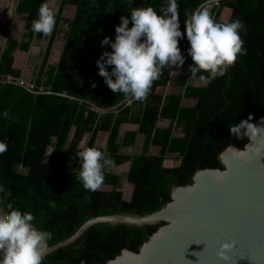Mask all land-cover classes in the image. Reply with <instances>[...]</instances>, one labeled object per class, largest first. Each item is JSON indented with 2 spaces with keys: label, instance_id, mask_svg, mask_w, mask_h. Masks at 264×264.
Returning <instances> with one entry per match:
<instances>
[{
  "label": "trees",
  "instance_id": "16d2710c",
  "mask_svg": "<svg viewBox=\"0 0 264 264\" xmlns=\"http://www.w3.org/2000/svg\"><path fill=\"white\" fill-rule=\"evenodd\" d=\"M203 1L178 0L182 34L187 15ZM41 2L16 0L22 31L0 45V141L7 143V150L0 153V182L5 185L0 198L22 211L30 210L37 227L51 230L48 245L65 239L93 216L143 215L159 209L170 201L174 186L192 182L197 169L222 168L219 155L226 147L244 146L248 137L237 139L228 126L249 113L252 122L264 116V0H219L207 6L221 22L228 7V20L239 17L247 29L241 33L247 52L237 57L225 75L196 83L200 73L190 76L188 65L194 62L186 53L184 68L171 74L165 71L145 99H131L105 113L59 93L99 107L125 98L110 90L98 74L95 61L104 49L111 50L110 45L101 46L100 40L106 35L114 39V26L121 15H130L132 7L150 4L159 14L164 0H56L55 25L47 36L31 31ZM67 4L76 6L71 16L63 14ZM6 33L0 18V34ZM34 39L36 45L46 41L38 52L29 51ZM58 40L62 41L58 58L50 61ZM189 46L185 38L180 51ZM17 50L28 52L27 62L33 67L28 80L22 68L14 65ZM9 76L12 81L5 82ZM41 88L52 92H39ZM122 123L136 124V128L122 129ZM103 134L100 145L98 137ZM93 145L114 161L102 183L110 185L109 190L88 191L75 179L76 152ZM128 146L135 147V152L125 153L123 148ZM151 147L158 149L153 153ZM126 162L127 170L116 172ZM124 181L133 185L129 197L124 196ZM50 199L56 208L48 206ZM164 223H95L72 243L47 253L42 264H81L82 260L104 264L122 248L138 251Z\"/></svg>",
  "mask_w": 264,
  "mask_h": 264
},
{
  "label": "clouds",
  "instance_id": "9594fccd",
  "mask_svg": "<svg viewBox=\"0 0 264 264\" xmlns=\"http://www.w3.org/2000/svg\"><path fill=\"white\" fill-rule=\"evenodd\" d=\"M179 13L178 0H164L159 14L150 4H143L132 7L129 16H120V22L114 26V39L106 35L100 40L101 46L110 45L111 50L104 49L95 61L98 74L110 90L132 100L145 99L165 71L171 74L184 68L186 60L179 44L185 38L190 45L188 55L194 62L188 65L190 76L200 73L201 80L225 75L237 57L246 54L241 33L247 29L239 17L217 21L208 7H201L191 15L186 14V31L182 34ZM55 15L48 0H42L31 22V31L47 36L55 25ZM259 121L252 122L249 113L228 126L229 133L237 139L246 136L254 141L264 133V116ZM6 150L7 143L0 141V153ZM75 155L79 161L75 179L84 189L95 191L104 181L105 170L114 164L111 155L94 145L79 149ZM4 192L5 185L0 182V193ZM48 206L57 205L50 199ZM34 220L30 210L22 211L0 198V264H42L53 233L37 227ZM232 247L233 243H222L218 255L228 259L226 252Z\"/></svg>",
  "mask_w": 264,
  "mask_h": 264
},
{
  "label": "water",
  "instance_id": "95a60500",
  "mask_svg": "<svg viewBox=\"0 0 264 264\" xmlns=\"http://www.w3.org/2000/svg\"><path fill=\"white\" fill-rule=\"evenodd\" d=\"M217 1L205 0L196 10ZM75 9L76 6L74 12ZM225 9L229 10L228 21L231 10ZM188 48L181 50L182 56ZM4 81L12 79L9 76ZM15 82L26 88L31 86L23 80ZM39 92L52 91L41 88ZM59 94L85 102L101 113L116 111L131 100L123 98L111 106L99 107L65 92ZM257 122L259 118L254 123ZM219 160L222 168L197 169L191 183L174 186L170 201L159 209L143 215L113 213L90 217L68 237L48 245L45 255L72 243L95 223L141 225L164 221L138 251L122 248L104 264H264V133L254 141L248 138L242 148L226 147ZM224 242L233 243L226 252L228 259L218 255Z\"/></svg>",
  "mask_w": 264,
  "mask_h": 264
},
{
  "label": "crops",
  "instance_id": "0c3cea01",
  "mask_svg": "<svg viewBox=\"0 0 264 264\" xmlns=\"http://www.w3.org/2000/svg\"><path fill=\"white\" fill-rule=\"evenodd\" d=\"M66 7H72V9H73L72 14H73V12H74V6L67 4V5L64 6L63 11L65 10ZM15 8H16V0H0V18L2 19L3 23L5 24V27H7V33L6 34H0V45H3L4 44V42L6 41V38L8 36L12 35V36H17L18 37L19 34H20V32L22 31L23 21L20 20V16L17 13H15ZM17 20L18 21L19 20L21 21V29H20V31H19L18 34L14 33V28L17 27V25L15 24ZM40 47H41V42H40V44L38 43L36 45L35 39H34L32 41V46L30 47V50L29 51L30 52L31 51L38 52L39 49H40ZM22 54H27V56H28V52H23V51H20V50H17L15 52L14 65L16 67L22 68V72L24 73L25 72L24 71V68L21 67V65L17 64V57L19 55L22 57ZM57 58H58V55H57ZM57 58L55 60H57ZM55 60H53V61H55ZM25 61H26V65L31 68L30 71L32 72L33 67L27 62V60H25ZM23 78H25V75L24 74H23ZM198 84H200V83H198ZM201 84H203V83H201ZM121 127H122V129H134V128H136V124L122 123L121 124ZM104 140H105V134L99 135V137H98V143L100 145H103L104 144ZM157 149L158 148H156V147H151V152L154 153ZM135 150H136V148L133 147V146H128V147H124L123 148V151L125 153H133V152H135ZM127 168H128V162L120 165L115 170H116V172H125L127 170ZM125 183H127V182H125ZM128 185H130L131 189H130V192H129V194H128L127 197H129V195L131 193V190H132V185L131 184H128ZM110 188H111L110 185L101 184L97 189L109 190Z\"/></svg>",
  "mask_w": 264,
  "mask_h": 264
},
{
  "label": "rangeland",
  "instance_id": "374dc122",
  "mask_svg": "<svg viewBox=\"0 0 264 264\" xmlns=\"http://www.w3.org/2000/svg\"><path fill=\"white\" fill-rule=\"evenodd\" d=\"M48 3H49V6L54 9V7L56 5V0H48ZM72 11H73L72 7H66L65 10L63 11V14L70 16V15H72ZM228 14H229V10L224 9L222 14H221V19L226 20L228 17ZM15 24L17 25V27L14 28V33L18 34L20 29H21V21L17 20ZM44 44H45V41H42L41 46H43ZM61 45H62L61 40H58L54 43L53 48H52V52L50 55V61H53L57 58V55L59 53V49H60ZM20 57H21L20 55L17 57V64L21 65V67L24 68V71H25L23 73L25 75L24 80H28V79H30V76H31V71H30L31 68L26 65V61H25V60H28V56H27V54H22V57L21 58ZM197 83H204V80H200ZM130 189H131L130 185H128L124 181L123 191H124L125 197L128 196Z\"/></svg>",
  "mask_w": 264,
  "mask_h": 264
}]
</instances>
